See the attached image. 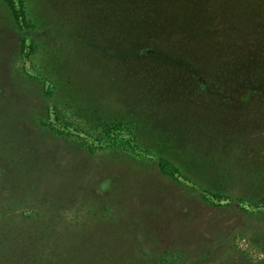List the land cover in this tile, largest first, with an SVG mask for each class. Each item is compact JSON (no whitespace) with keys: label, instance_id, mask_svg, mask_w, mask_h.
<instances>
[{"label":"rangeland","instance_id":"obj_1","mask_svg":"<svg viewBox=\"0 0 264 264\" xmlns=\"http://www.w3.org/2000/svg\"><path fill=\"white\" fill-rule=\"evenodd\" d=\"M11 3L46 36L18 53L0 4V58L14 66L0 81L61 132L43 140L72 149V169L117 176L102 180L93 211L64 212L42 242L70 236L88 264H264L263 88L243 79L264 74V0ZM156 52L187 61L209 94ZM46 86L61 104L47 114ZM37 213L22 217L40 227Z\"/></svg>","mask_w":264,"mask_h":264},{"label":"trees","instance_id":"obj_2","mask_svg":"<svg viewBox=\"0 0 264 264\" xmlns=\"http://www.w3.org/2000/svg\"><path fill=\"white\" fill-rule=\"evenodd\" d=\"M0 4L7 8V19L11 22L10 31L14 33L18 41V53H21L26 39L31 42L41 34L46 36L44 28L37 30L32 27L21 8L20 11L14 9L11 0H0ZM115 18L117 19L118 15ZM52 38L53 35L50 33L48 39L52 41ZM133 52H140V50ZM215 53L219 52L215 51ZM156 54L160 55L161 59L170 57L162 55L163 52H156ZM170 58L165 61L171 62L174 68H178L176 63H179L183 65L182 69L186 71L190 69V75L183 76L181 79L187 77L186 82L189 87H193V94L202 92L209 94L206 89V77L202 79L193 73L194 69L189 68L187 61L182 64L179 57ZM261 60L260 54L248 58L250 64L261 62ZM12 67L14 66H11L9 61L0 58L1 69L5 68L10 71ZM148 67L149 65L146 70ZM254 70V76H244L243 79L249 78L247 80L251 85L263 88L261 93L258 92V97L264 102V74L259 72V68ZM156 71L159 72L157 69ZM237 72L241 73L239 70ZM145 76L148 77L149 74L146 73ZM156 79H159V76ZM12 87L6 88L0 81V264H88V261L83 258L87 255V247L79 242L76 243L70 236L60 239L57 244L51 243L48 239V244L45 245L42 242L46 236L45 227L58 225L61 214L69 211L75 212L83 205L87 209L85 211H93L94 204L98 201L94 198L95 193L107 188V185L101 187L102 180L107 178L115 181L117 176H103L101 180H93L90 179V173L86 170L72 169L71 165L74 162V160L71 162L70 157L72 149L65 146H62L63 148L50 146L43 140L46 132L63 139L59 136L61 132L53 129L47 122L44 123L46 116L43 118L33 114V110L29 109L26 99L22 96V88ZM49 90L51 91V88ZM50 91L46 86L41 93L46 114L57 106L61 107L55 92ZM255 93L256 91H247V89L244 92L246 95ZM233 155L241 157L239 153ZM100 194L103 193L100 192ZM83 197L89 198L85 200ZM102 202L107 203L106 198ZM25 212L28 216L30 213L39 212L36 215L41 216V228L39 220L33 222L39 229L38 231L34 224L29 225L24 221L22 215L27 217ZM102 213H109V211L102 210ZM257 225L262 226L259 223ZM64 228H67V224ZM250 230L255 231L254 228ZM78 233L79 231L74 232L75 235L81 236ZM102 263L103 261H99L97 264Z\"/></svg>","mask_w":264,"mask_h":264}]
</instances>
